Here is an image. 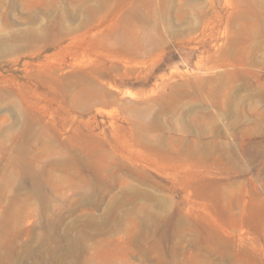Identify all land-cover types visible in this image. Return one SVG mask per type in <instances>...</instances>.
<instances>
[{"label": "rangeland", "instance_id": "obj_1", "mask_svg": "<svg viewBox=\"0 0 264 264\" xmlns=\"http://www.w3.org/2000/svg\"><path fill=\"white\" fill-rule=\"evenodd\" d=\"M0 264H264V0H0Z\"/></svg>", "mask_w": 264, "mask_h": 264}]
</instances>
